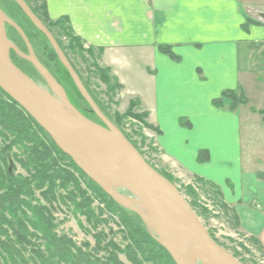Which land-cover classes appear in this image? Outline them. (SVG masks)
I'll list each match as a JSON object with an SVG mask.
<instances>
[{
	"label": "crops",
	"instance_id": "obj_1",
	"mask_svg": "<svg viewBox=\"0 0 264 264\" xmlns=\"http://www.w3.org/2000/svg\"><path fill=\"white\" fill-rule=\"evenodd\" d=\"M249 7L241 0H46L49 20L67 18L84 45L101 51L122 99L139 103L158 131L163 171L214 186L240 230L264 249V26L246 23ZM226 91L247 104L216 107Z\"/></svg>",
	"mask_w": 264,
	"mask_h": 264
},
{
	"label": "rangeland",
	"instance_id": "obj_2",
	"mask_svg": "<svg viewBox=\"0 0 264 264\" xmlns=\"http://www.w3.org/2000/svg\"><path fill=\"white\" fill-rule=\"evenodd\" d=\"M35 1L39 4V9L41 6L45 7L44 11L47 16L46 0H26L30 8L36 9L34 7ZM261 2L263 1L241 0V5L251 6L249 7L250 9L246 8L244 10L242 8L246 21H255L248 15V12H264L258 8L263 7V5H259ZM0 9L10 20L22 28L25 35L27 34L28 41L37 59L63 87L69 101L88 119L97 123L100 122L97 117L89 112L88 105L81 99L67 73L55 59L51 50L52 47L50 48L46 40L31 26L22 10L18 8L13 0H0ZM39 9L38 12L43 18L39 19L40 22L53 35L101 112L121 131L148 164L155 168L156 171L162 172L163 168H161L159 152L154 145L156 132L152 130L154 128L144 118V113L139 112V103L131 101L127 104L122 99L120 96L121 89L119 90L117 86L119 83L111 75L110 71H106L99 62V51L87 47L73 34L72 29L69 31L70 23L67 18L60 17L56 20H49L48 18L47 20L44 11ZM58 21H60L59 24H56ZM61 29L65 31L63 32ZM6 34L12 45L17 47L22 53L27 54L21 37L14 29L6 26ZM10 56L12 62L22 72L36 83L45 86L44 81L30 63L14 52H11ZM2 147L3 144H1L0 139V148ZM25 147H30V145L26 144ZM10 155L7 162L8 171L17 179H27L31 168L27 170L18 162L26 160L25 149L21 146H14L10 150ZM14 156H16V159L13 158ZM58 163L61 169H67L78 182V188L84 193L85 202L88 201V208L84 209L83 212L88 213L90 217L88 215L87 217L83 216L80 209H76V205L69 200L68 194L70 192L74 190V192L78 193L70 184L67 190L57 189L55 191L56 201L52 204H48L39 196V193H35V198L51 212L53 234L59 238L71 241L76 249L90 255L94 259L95 264H104L110 254H116L120 264H135L127 256V254L130 256L132 253H135L138 264H158L154 260L159 258V256H157L153 247L144 244L141 237L131 233L132 228H128L124 223L125 217L121 214L122 212H119L116 208L111 211L112 207L109 209L107 205L109 200L103 201L101 196L94 191L91 181L86 176L81 177L79 173L70 169L67 161L63 160ZM160 174L168 180L170 179V182L177 187L184 200L196 213L210 237L216 243L228 251L241 264H264V249L261 244L255 238L247 236L240 230L236 215L232 209L224 204L219 191L214 186L198 179L189 177L187 179H177L165 172ZM0 193L2 192L0 191ZM122 194L133 198L127 192H122ZM76 196L74 202L82 204L83 200L80 195L77 194ZM129 200L132 206L141 210L138 203L132 199ZM118 207L123 209L120 206ZM25 212L27 218H30V213L26 210ZM125 212L135 222L134 225L136 227L139 226L140 229L152 237V234L139 216L127 210ZM30 231L32 232L31 229ZM134 241L139 244H135ZM139 248L143 252H140ZM117 249H120L123 253L118 252ZM29 257V255L25 256L26 259H29ZM54 261V263L58 262L56 259ZM0 264H2L1 260ZM31 264L34 263L32 262Z\"/></svg>",
	"mask_w": 264,
	"mask_h": 264
},
{
	"label": "water",
	"instance_id": "obj_3",
	"mask_svg": "<svg viewBox=\"0 0 264 264\" xmlns=\"http://www.w3.org/2000/svg\"><path fill=\"white\" fill-rule=\"evenodd\" d=\"M49 42L73 85L101 125L70 103L63 87L38 61L23 30L0 9V90L15 102L75 167L121 208L139 216L174 264H241L209 235L177 187L148 164L121 131L98 109L50 31L23 0H13ZM264 25V12L248 13ZM6 26L21 37L27 54L12 45ZM32 65L40 85L11 60L10 52ZM122 192L129 193V198ZM134 200L141 207L130 205Z\"/></svg>",
	"mask_w": 264,
	"mask_h": 264
},
{
	"label": "trees",
	"instance_id": "obj_4",
	"mask_svg": "<svg viewBox=\"0 0 264 264\" xmlns=\"http://www.w3.org/2000/svg\"><path fill=\"white\" fill-rule=\"evenodd\" d=\"M24 1L26 2V0ZM26 4L28 5L27 2ZM34 7L39 9V4L36 1ZM30 9L38 17V19H43L41 14H39L38 9ZM40 9L44 11L45 7L41 6ZM46 19L48 20L47 16ZM59 22L60 21L56 22V24H59ZM251 23L259 24L253 20L247 21V24ZM31 26L33 27L32 24ZM61 30L63 32L65 31L64 29ZM69 31H71V29ZM37 32L46 40V38L39 31ZM26 37H28L27 34ZM46 42L49 44L47 40ZM159 49L162 53L173 57L170 48L159 47ZM51 50L55 59H57L60 64L52 48ZM98 51L99 53L101 52L100 50ZM60 66L63 68L61 64ZM63 70L66 72L64 68ZM117 86L120 90L121 86ZM81 99L83 98L81 97ZM224 100L230 101V109L232 111H235L240 105L247 104V100L242 94L238 96L237 93L233 91L224 92L221 99L214 101L213 104L216 107H221ZM84 103L86 102L84 101ZM89 112L95 116V114L91 112L90 108ZM144 118H146L145 115ZM98 123L100 124V122ZM155 132L158 134L157 130H155ZM0 139L1 144H3V147L0 148V191L2 192L0 193L1 263L31 264L33 262L34 264H95V261H93L94 259L90 255L76 249L71 241L66 240L65 238H59L53 234L51 212L43 203H40L37 198H35V193H39V196L42 199H44L48 204H52L56 201L55 191L57 189L67 190L70 184L77 190L78 193H76V191L74 192V190L73 192H70L68 194L69 200L76 205V209H80L83 216L87 217L88 213L83 212L84 209L86 210L88 208V201L85 202L84 193L78 188L79 185L75 178L67 171V169H61L58 166V162L63 160L67 161L70 169L79 173L81 177L85 176L75 167L68 157L55 147L51 139L35 124L25 111H23L1 90ZM26 144L30 145V147H25ZM14 146H21L25 149V154L27 155L26 160L18 162L27 170L28 168H31L28 172L29 177L27 179H17L8 171L7 162L9 160L10 150ZM13 158L16 159V156ZM205 160V154L201 153L198 157V161L204 162ZM90 183L94 187V191L101 196L103 201L106 199L109 200L107 205L109 209L112 207L111 211L116 208L119 212H122L121 214L125 217L124 223L128 226V228H132L131 233L141 237L144 244L153 247V250L157 256H159V258L154 260L155 262H158V264H174L169 255L151 236L140 229L139 226L136 227L134 225L135 222L131 217H129L125 210L119 209V207L107 195H105L102 190H100L94 183ZM77 194H79L83 200L82 204H76L74 202ZM25 210L30 213V218H27ZM131 240L133 239L131 238ZM38 242L39 244H37ZM134 243L139 244L137 241H134ZM117 251L123 253L120 249H117ZM139 251L143 252L141 249ZM26 255L30 256L29 259L25 258ZM127 256L135 264H138L135 253H132L130 256L127 254ZM55 259L58 260L57 263H54ZM104 264L120 263L118 262L116 254H110Z\"/></svg>",
	"mask_w": 264,
	"mask_h": 264
},
{
	"label": "bare ground",
	"instance_id": "obj_5",
	"mask_svg": "<svg viewBox=\"0 0 264 264\" xmlns=\"http://www.w3.org/2000/svg\"><path fill=\"white\" fill-rule=\"evenodd\" d=\"M24 1V0H23ZM25 2V1H24ZM26 3V2H25ZM27 5V4H26ZM28 6V5H27ZM29 7V6H28ZM20 8V7H19ZM29 9H30V7H29ZM31 10V9H30ZM23 12V11H22ZM33 13V12H32ZM43 35V34H42ZM20 51V50H19ZM21 52V51H20ZM22 53V52H21ZM24 54V53H23ZM39 61V60H38ZM29 77V76H28ZM81 80V79H80ZM82 82V81H81ZM83 84V83H82ZM84 86V85H83ZM85 88V87H84ZM65 91V90H64ZM71 103V102H70ZM97 106V105H96ZM98 107V106H97ZM75 108V107H74ZM99 109V108H98ZM100 110V109H99ZM101 111V110H100ZM80 112V111H79ZM81 113V112H80ZM82 114V113H81ZM83 115V114H82ZM84 116V115H83ZM96 116V115H95ZM94 122V121H93ZM94 123H96V122H94ZM97 124H99V123H97ZM99 125H101V123L99 124ZM130 200L128 199V201L127 202H129ZM135 204V203H134ZM130 205H132L131 203H130ZM141 211V210H140Z\"/></svg>",
	"mask_w": 264,
	"mask_h": 264
},
{
	"label": "flooded vegetation",
	"instance_id": "obj_6",
	"mask_svg": "<svg viewBox=\"0 0 264 264\" xmlns=\"http://www.w3.org/2000/svg\"><path fill=\"white\" fill-rule=\"evenodd\" d=\"M12 52V51H11ZM11 52H10V54H11ZM10 58H11V56H10Z\"/></svg>",
	"mask_w": 264,
	"mask_h": 264
}]
</instances>
